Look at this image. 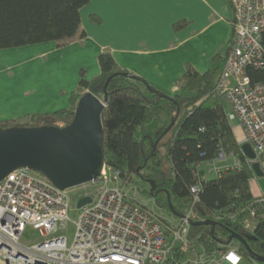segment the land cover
<instances>
[{
	"label": "trees",
	"instance_id": "16d2710c",
	"mask_svg": "<svg viewBox=\"0 0 264 264\" xmlns=\"http://www.w3.org/2000/svg\"><path fill=\"white\" fill-rule=\"evenodd\" d=\"M89 2L0 0V49L50 41L65 47L76 38H84L81 9ZM91 19L103 21L97 14H92ZM98 62L100 71L93 77H86L81 71L77 87L69 94L68 106L0 119V126L68 124L86 90L100 98L106 90L108 102L102 113L106 164L120 171L123 182L154 197L162 212L173 215L171 201L174 211L183 214L193 204L190 185L198 174L206 172L202 166L213 163L222 150L226 156H235L236 165L213 171L214 177L208 174L203 179L200 199L193 205L190 237L210 251L222 242H233L232 232L246 236L247 223L254 221V238L248 240L249 245L264 255V197H255L251 191L252 161L241 152L232 123L226 117V99L214 91L217 67L200 72L187 65L178 79L179 91L169 95L141 75L127 77L129 70L107 49L98 54ZM248 72L253 81L264 80V68L251 67ZM161 118L163 122L152 132L149 122ZM166 136L163 144L170 161L169 173L162 167L159 148ZM150 181L155 182L154 190ZM251 209L255 210L253 216ZM205 219L216 223L193 224ZM239 249L245 260H253L243 244H239Z\"/></svg>",
	"mask_w": 264,
	"mask_h": 264
},
{
	"label": "built area",
	"instance_id": "2783aa9c",
	"mask_svg": "<svg viewBox=\"0 0 264 264\" xmlns=\"http://www.w3.org/2000/svg\"><path fill=\"white\" fill-rule=\"evenodd\" d=\"M229 2L233 32L214 91L228 103V121L243 129L239 144L249 143L260 158L264 80L253 81L248 69L264 68V0ZM226 157L222 150L215 161ZM215 161L190 185L193 204L181 215L154 211L139 198L136 185L125 184L120 171L106 164L96 180L82 184L77 203L85 196L91 201L78 207L71 243L58 232L70 220L72 188L61 189L30 168L15 169L0 181V264H242L238 240L209 251L190 237L203 179L230 165ZM27 227L38 230L43 239L23 242Z\"/></svg>",
	"mask_w": 264,
	"mask_h": 264
},
{
	"label": "crops",
	"instance_id": "0c3cea01",
	"mask_svg": "<svg viewBox=\"0 0 264 264\" xmlns=\"http://www.w3.org/2000/svg\"><path fill=\"white\" fill-rule=\"evenodd\" d=\"M92 14L99 15L102 23L94 22ZM81 16L86 36L68 46L54 45L47 50L56 53L62 63L68 57L70 65L72 58L83 51L89 50L93 58L92 64L75 59L71 81L46 95L51 98L54 92L63 107L69 105V94L77 87L82 70L89 78L99 73L98 54L104 49L111 51L123 68L141 75L169 95L179 91L178 79L187 65L200 72L217 67L215 84L233 32L229 0H90L81 9ZM87 65L91 66L90 72ZM163 120L149 122V129L155 132ZM232 127L241 140L242 127L237 123H232ZM236 162L237 158L230 156L219 166ZM260 162L264 171V157ZM250 187L255 197H264V175H253Z\"/></svg>",
	"mask_w": 264,
	"mask_h": 264
},
{
	"label": "water",
	"instance_id": "95a60500",
	"mask_svg": "<svg viewBox=\"0 0 264 264\" xmlns=\"http://www.w3.org/2000/svg\"><path fill=\"white\" fill-rule=\"evenodd\" d=\"M125 75L135 78L129 71ZM108 102L105 90L103 98L86 90L79 98L72 121L64 125L0 126V181L15 169L27 167L45 175L61 189L73 188L96 180L106 165L105 132L102 113ZM172 122L167 130L172 126ZM166 130V131H167ZM241 152L252 161L255 176L264 175L261 162L249 143L241 145ZM151 189L156 188L150 181ZM169 196V193H168ZM91 201L90 196L79 199L81 207ZM171 211H174L171 201ZM214 219L195 221L193 224H215ZM253 236L232 232L230 240L236 239L248 250L251 259L264 263V255L249 245Z\"/></svg>",
	"mask_w": 264,
	"mask_h": 264
},
{
	"label": "rangeland",
	"instance_id": "374dc122",
	"mask_svg": "<svg viewBox=\"0 0 264 264\" xmlns=\"http://www.w3.org/2000/svg\"><path fill=\"white\" fill-rule=\"evenodd\" d=\"M54 45H56L55 42L50 41L0 49V116L3 118L17 117L28 113L55 110L64 106L61 99L53 94L54 92L51 98H47L46 95H50L61 84L71 81L72 75L75 73V59H78V61L88 60L87 62L92 64L93 58L90 57V51L88 50L78 54L79 57L72 58V65H70L68 57H66L65 63L59 62L56 53L47 51ZM87 68L90 72L91 66ZM49 100L52 102L49 103ZM61 123L65 124L64 122ZM166 139L167 137L163 138V141L159 144V148L162 167L169 173L170 161L166 156V147L163 144ZM228 159H230V156H227L224 161L217 160L215 163L220 165ZM210 167H212V164L204 165V168L209 169ZM215 175L214 172L210 173V177H214ZM131 185L129 184V186ZM82 192V185L72 188V206L69 211L70 220L58 232L66 236L68 243L74 240L76 232L74 221L77 219L79 213L77 198ZM136 193L154 211L158 210L162 212L153 201V197L149 194L140 190L136 191ZM248 223L249 231L247 235L251 237L253 236L252 228L255 222L251 221ZM22 239L25 243H34L42 240L43 236L38 230L27 227ZM242 264L264 263L244 259Z\"/></svg>",
	"mask_w": 264,
	"mask_h": 264
},
{
	"label": "snow or ice",
	"instance_id": "6c2138e0",
	"mask_svg": "<svg viewBox=\"0 0 264 264\" xmlns=\"http://www.w3.org/2000/svg\"><path fill=\"white\" fill-rule=\"evenodd\" d=\"M117 259H119V257H117Z\"/></svg>",
	"mask_w": 264,
	"mask_h": 264
}]
</instances>
